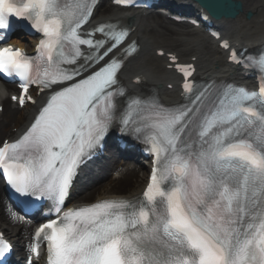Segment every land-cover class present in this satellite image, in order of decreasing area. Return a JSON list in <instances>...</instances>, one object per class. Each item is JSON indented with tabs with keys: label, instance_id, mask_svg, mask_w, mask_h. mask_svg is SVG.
<instances>
[{
	"label": "snow or ice",
	"instance_id": "6c2138e0",
	"mask_svg": "<svg viewBox=\"0 0 264 264\" xmlns=\"http://www.w3.org/2000/svg\"><path fill=\"white\" fill-rule=\"evenodd\" d=\"M93 11V0H0V74L21 89L12 99L35 103L33 86L51 93L27 132L0 146L11 188L52 201L58 216L36 230L33 254L43 241L47 264H264V87L210 93L188 81L191 65H177L187 103L133 98L121 109L119 73L136 49L112 58L128 30L88 31ZM10 17L42 33L35 56L9 44ZM256 63L264 69V57ZM116 124L142 136L155 158L142 198L59 216L78 170ZM9 252L0 244V264Z\"/></svg>",
	"mask_w": 264,
	"mask_h": 264
},
{
	"label": "bare ground",
	"instance_id": "6f19581e",
	"mask_svg": "<svg viewBox=\"0 0 264 264\" xmlns=\"http://www.w3.org/2000/svg\"><path fill=\"white\" fill-rule=\"evenodd\" d=\"M172 3L173 0H168ZM243 2V12H252L254 16L248 20L244 18V14L240 15L233 21H224L220 24V29L224 36L230 38L234 46H243L250 50L264 44V0H240ZM106 0L103 1L105 5ZM111 18L122 23L128 20L132 22L135 30L132 39H137L141 51L139 55L131 60L124 72L122 78L129 84L137 77L145 80L147 87L160 86V95L166 100L179 99L180 92L177 89V77L169 69L171 63L168 57H160L161 50L167 53H176L184 62H191L196 58V64L199 74L206 78H226L232 80H241L243 74L239 71L230 69L227 65V53L219 47V43L212 41L203 31L199 29H191L186 25H178V29L173 28L165 17L158 14H149L147 12H132L119 10L111 7L106 11L97 13L95 20ZM19 47H26L22 41L13 42ZM189 60V61H187ZM171 85L173 86L170 89ZM15 89L14 86L8 85L0 88V105L4 106V112L0 115V138H15L18 132L23 130L32 116L36 112L37 107H29L25 110L14 108L5 98V91ZM139 90V88H135ZM43 102V100H42ZM17 128V132H11L10 126ZM122 165L117 162L111 169H120ZM122 169V168H121ZM100 174L95 175L85 172V176L91 181L85 189L88 191L82 194L78 201L90 202L107 194L113 196H134L141 191L144 183V177L140 171L130 166L123 168L122 176L115 179L110 176L102 177V172H107L109 166L99 168ZM89 182V181H88ZM90 183V182H89ZM2 194V186L0 185V197ZM105 197V196H104ZM0 210H2L1 221L8 226L9 235H14L17 244L18 255L26 256V247L28 241L27 231L31 229L28 225H19L10 213L3 208L0 199ZM16 221V222H15Z\"/></svg>",
	"mask_w": 264,
	"mask_h": 264
},
{
	"label": "water",
	"instance_id": "95a60500",
	"mask_svg": "<svg viewBox=\"0 0 264 264\" xmlns=\"http://www.w3.org/2000/svg\"><path fill=\"white\" fill-rule=\"evenodd\" d=\"M201 3L214 17L234 18L242 11V4L234 0H196ZM251 14H248V18Z\"/></svg>",
	"mask_w": 264,
	"mask_h": 264
},
{
	"label": "rangeland",
	"instance_id": "374dc122",
	"mask_svg": "<svg viewBox=\"0 0 264 264\" xmlns=\"http://www.w3.org/2000/svg\"><path fill=\"white\" fill-rule=\"evenodd\" d=\"M107 6L109 5V1L107 0V4H106ZM10 128V130L11 131H13L14 130V127L13 126H10L9 127ZM4 138V136H2L1 138H0V142L2 141V139ZM136 165H139V166H141L142 168H143V165H140L139 163H133L132 164V166H136ZM144 169V168H143ZM112 174V173H111ZM140 174H142V177H144V180L146 181V178H147V171H146V169H144V172H141ZM106 176L108 177V176H110V174H106ZM79 190V189H78Z\"/></svg>",
	"mask_w": 264,
	"mask_h": 264
}]
</instances>
